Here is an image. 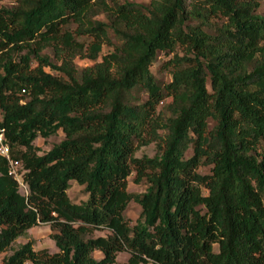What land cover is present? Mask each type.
I'll use <instances>...</instances> for the list:
<instances>
[{"label":"trees","instance_id":"1","mask_svg":"<svg viewBox=\"0 0 264 264\" xmlns=\"http://www.w3.org/2000/svg\"><path fill=\"white\" fill-rule=\"evenodd\" d=\"M159 52L167 84L150 70ZM0 116L19 163L17 181L0 155V254L40 224L57 248L28 241L0 264H115L122 251L127 264H264V0H14L0 7ZM59 130L38 155L33 142Z\"/></svg>","mask_w":264,"mask_h":264},{"label":"rangeland","instance_id":"2","mask_svg":"<svg viewBox=\"0 0 264 264\" xmlns=\"http://www.w3.org/2000/svg\"><path fill=\"white\" fill-rule=\"evenodd\" d=\"M121 2H136L140 4H148L149 0H120ZM14 4V0H4L0 2V7H11ZM258 13H262V10L260 9ZM114 40V39H113ZM108 48H103L102 54L107 52ZM177 53L179 55L182 54V51L180 49H177ZM101 54V55H102ZM172 57L171 55H166L164 53L159 52L157 54V57L155 61L153 62L150 70L153 74L155 80L159 82L160 84H167L171 80V75L169 71H167L164 68V63ZM100 60V58L98 59ZM76 65L79 69H82L88 65H91V62L88 60H76ZM135 95L139 97L140 100L144 101L146 99V94L136 92ZM166 103L160 104L158 107L159 111H163L164 113V106ZM166 116H168V113H166ZM1 119V116H0ZM214 123L212 121L209 122V130L212 129ZM162 134V133H161ZM64 138V134L61 130H59L55 135L43 139L38 137L34 142V146L37 148V154L43 155L44 153L48 152L54 145L60 143ZM157 153V146L154 143L149 144L148 146L141 147L136 152V157L140 158L142 156L146 157H153ZM188 155H190V151L188 152ZM200 174H209L210 168L206 166H201L198 170ZM135 174L132 173L128 179H127V192L131 194H141L146 189V184L144 182H141L139 184L134 183ZM22 191V190H21ZM23 192V191H22ZM204 194H207L206 191H204ZM67 195L71 202L75 204H79L87 199V193L84 191L83 186H79L76 184L75 181H70V188L67 191ZM141 212V208L139 205H137L135 202L131 201L126 210L124 211V218L127 220L130 226H133L137 218L139 217ZM52 231L48 225L40 224L38 226H35L27 231V234L24 237L18 238L11 246V248L5 252L0 254V263L2 259L6 256H9L13 250L17 249L19 245H22L28 241H31L33 243V249L35 251L40 250H46L47 252L53 254L57 252V248L55 247V244L53 240L51 239ZM110 235V232L105 229H97L93 231L91 237H107ZM214 252H217V246L214 245ZM93 257L96 260H100L102 258V254L99 251H96L93 253ZM130 257L129 252L122 251L117 254L115 264H127V261ZM151 264V263H148Z\"/></svg>","mask_w":264,"mask_h":264},{"label":"built area","instance_id":"3","mask_svg":"<svg viewBox=\"0 0 264 264\" xmlns=\"http://www.w3.org/2000/svg\"><path fill=\"white\" fill-rule=\"evenodd\" d=\"M0 155L5 157L9 164V174L12 175L18 181L17 169L19 168V163L12 161L9 157V151L7 146L4 144V130L0 127ZM20 186L25 188L20 182Z\"/></svg>","mask_w":264,"mask_h":264}]
</instances>
